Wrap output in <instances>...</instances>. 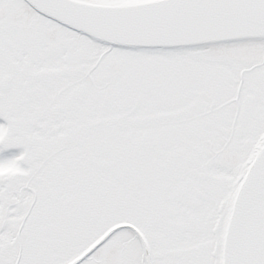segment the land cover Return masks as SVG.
<instances>
[{
	"label": "snow or ice",
	"instance_id": "1",
	"mask_svg": "<svg viewBox=\"0 0 264 264\" xmlns=\"http://www.w3.org/2000/svg\"><path fill=\"white\" fill-rule=\"evenodd\" d=\"M0 264H264V0H0Z\"/></svg>",
	"mask_w": 264,
	"mask_h": 264
}]
</instances>
